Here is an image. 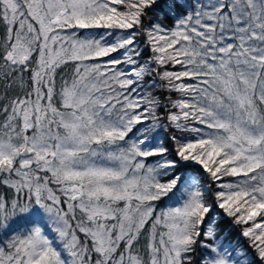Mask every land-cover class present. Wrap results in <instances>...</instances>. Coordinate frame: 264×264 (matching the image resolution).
<instances>
[{
	"label": "snow or ice",
	"instance_id": "6c2138e0",
	"mask_svg": "<svg viewBox=\"0 0 264 264\" xmlns=\"http://www.w3.org/2000/svg\"><path fill=\"white\" fill-rule=\"evenodd\" d=\"M0 264H264V0H0Z\"/></svg>",
	"mask_w": 264,
	"mask_h": 264
}]
</instances>
